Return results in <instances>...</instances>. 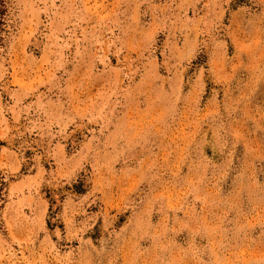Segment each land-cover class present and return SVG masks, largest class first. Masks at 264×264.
Masks as SVG:
<instances>
[{"label":"rangeland","instance_id":"1","mask_svg":"<svg viewBox=\"0 0 264 264\" xmlns=\"http://www.w3.org/2000/svg\"><path fill=\"white\" fill-rule=\"evenodd\" d=\"M0 264H264V0H4Z\"/></svg>","mask_w":264,"mask_h":264},{"label":"trees","instance_id":"2","mask_svg":"<svg viewBox=\"0 0 264 264\" xmlns=\"http://www.w3.org/2000/svg\"><path fill=\"white\" fill-rule=\"evenodd\" d=\"M6 17H7V9L4 0H0V48L3 45L5 34H6ZM4 178L0 177V211L2 209L3 202V190L5 188Z\"/></svg>","mask_w":264,"mask_h":264}]
</instances>
